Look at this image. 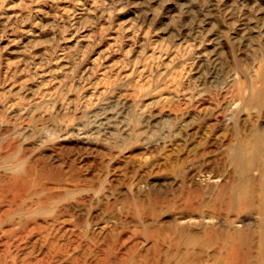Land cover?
I'll list each match as a JSON object with an SVG mask.
<instances>
[{
  "label": "rangeland",
  "instance_id": "rangeland-1",
  "mask_svg": "<svg viewBox=\"0 0 264 264\" xmlns=\"http://www.w3.org/2000/svg\"><path fill=\"white\" fill-rule=\"evenodd\" d=\"M0 264H264V0H0Z\"/></svg>",
  "mask_w": 264,
  "mask_h": 264
},
{
  "label": "bare ground",
  "instance_id": "bare-ground-1",
  "mask_svg": "<svg viewBox=\"0 0 264 264\" xmlns=\"http://www.w3.org/2000/svg\"><path fill=\"white\" fill-rule=\"evenodd\" d=\"M257 152L260 153V150L257 149ZM243 158H244V150L242 152L241 151L237 152L235 154V157H234L235 161L240 163V170H243V168L241 166V162H242Z\"/></svg>",
  "mask_w": 264,
  "mask_h": 264
}]
</instances>
